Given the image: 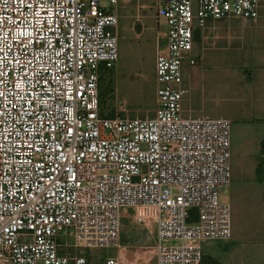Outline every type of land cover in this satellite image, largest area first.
Instances as JSON below:
<instances>
[{
    "label": "built area",
    "instance_id": "obj_1",
    "mask_svg": "<svg viewBox=\"0 0 264 264\" xmlns=\"http://www.w3.org/2000/svg\"><path fill=\"white\" fill-rule=\"evenodd\" d=\"M258 1L151 0L165 33L152 113L106 115L116 0H0V264H86L74 249L117 246L122 216L140 206L152 209L155 264H198L201 241L229 238L218 191L230 120L182 116L176 82L182 61L198 60L193 18L254 16Z\"/></svg>",
    "mask_w": 264,
    "mask_h": 264
},
{
    "label": "crops",
    "instance_id": "obj_2",
    "mask_svg": "<svg viewBox=\"0 0 264 264\" xmlns=\"http://www.w3.org/2000/svg\"><path fill=\"white\" fill-rule=\"evenodd\" d=\"M192 23L190 53L198 60L181 63L180 114L230 120V180L218 191L229 203L230 236L201 241L198 264H264V0L254 16L228 13ZM164 36L162 26L160 45ZM144 247L123 241L74 251L83 252L86 264H102L107 254L119 264H155L153 251Z\"/></svg>",
    "mask_w": 264,
    "mask_h": 264
},
{
    "label": "rangeland",
    "instance_id": "obj_3",
    "mask_svg": "<svg viewBox=\"0 0 264 264\" xmlns=\"http://www.w3.org/2000/svg\"><path fill=\"white\" fill-rule=\"evenodd\" d=\"M118 58L100 79L99 99L103 114L149 115L154 105L152 60L161 42L160 27L151 0H116ZM153 217L150 207L127 210L121 219L118 244L123 241L148 245L152 250Z\"/></svg>",
    "mask_w": 264,
    "mask_h": 264
},
{
    "label": "trees",
    "instance_id": "obj_4",
    "mask_svg": "<svg viewBox=\"0 0 264 264\" xmlns=\"http://www.w3.org/2000/svg\"><path fill=\"white\" fill-rule=\"evenodd\" d=\"M263 210H264V205H263ZM194 218H195V211L193 209H190L189 220H193Z\"/></svg>",
    "mask_w": 264,
    "mask_h": 264
}]
</instances>
